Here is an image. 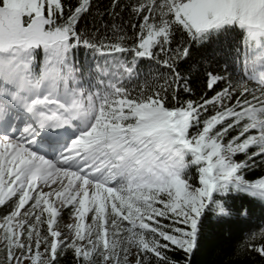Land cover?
Returning <instances> with one entry per match:
<instances>
[{"label":"snow or ice","instance_id":"6c2138e0","mask_svg":"<svg viewBox=\"0 0 264 264\" xmlns=\"http://www.w3.org/2000/svg\"><path fill=\"white\" fill-rule=\"evenodd\" d=\"M255 168L264 0H0V264H192Z\"/></svg>","mask_w":264,"mask_h":264},{"label":"trees","instance_id":"16d2710c","mask_svg":"<svg viewBox=\"0 0 264 264\" xmlns=\"http://www.w3.org/2000/svg\"><path fill=\"white\" fill-rule=\"evenodd\" d=\"M72 2L75 3L76 0H72ZM92 2L103 11L111 5L112 0H92ZM122 2H126V0H122ZM108 21L109 17L105 15L104 22L107 23ZM88 23L91 27V17L88 18ZM97 23H99V20H97ZM80 59H84L83 51L80 53ZM202 84V79L197 81V87L193 89L194 95L188 96L185 94L183 99H198L202 96L204 94ZM260 176H264V169L255 168L245 173L246 179L249 180H254ZM234 203L237 207L241 204L247 207L250 210L249 216L247 218L232 219L224 224L217 223L215 216H210L200 238L199 248L192 256V264H264V257H261L258 253L236 254L237 246L250 232L259 231L260 227H264V204L251 197H245L243 194ZM0 209H3L2 206H0ZM169 255L172 259L178 261H182L184 258L183 253L178 251L170 252ZM72 260L71 254H66L61 264H72Z\"/></svg>","mask_w":264,"mask_h":264},{"label":"rangeland","instance_id":"374dc122","mask_svg":"<svg viewBox=\"0 0 264 264\" xmlns=\"http://www.w3.org/2000/svg\"><path fill=\"white\" fill-rule=\"evenodd\" d=\"M2 211H3V209H0V214H2ZM62 215H64V213H62ZM68 222H74V218L66 216L64 220H61L58 222L59 228L61 230H64L65 224Z\"/></svg>","mask_w":264,"mask_h":264}]
</instances>
